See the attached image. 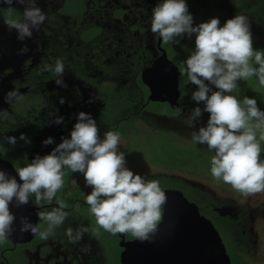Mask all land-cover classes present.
Here are the masks:
<instances>
[{
    "label": "flooded vegetation",
    "instance_id": "flooded-vegetation-1",
    "mask_svg": "<svg viewBox=\"0 0 264 264\" xmlns=\"http://www.w3.org/2000/svg\"><path fill=\"white\" fill-rule=\"evenodd\" d=\"M160 2L37 0L47 19L31 38L20 41L16 30H9L4 23L9 18L8 5L0 0V111L7 112L0 116V159L8 161L16 171L36 155L49 154L62 138H70L78 113H89L96 120L101 138L109 130L120 133V150L125 152L129 169L146 179L159 180L163 190L181 192L184 200L178 195H167L164 214L187 213L190 206L185 200L193 203L198 213L218 230L231 264L229 249H233L234 256L256 264L260 230H264V192L244 196L223 186L211 173L190 167V153L206 146L192 142L191 133L206 126L210 114L203 112L195 128L185 123L195 107H204L191 98L197 86L186 74L182 75L184 62L194 51L195 34L191 38L185 36L179 43L167 44L154 34L152 10ZM186 3L194 25L215 17L223 26L235 15L247 16L253 47L264 45V0ZM13 7V18L22 20L24 6L14 3ZM57 59L64 62L62 79L67 87L55 83L54 71L44 70L45 66L54 68ZM14 89L20 98L10 104L5 97ZM57 117L63 118L59 124L55 123ZM21 134L30 142L20 139ZM8 137H15L16 142L9 143ZM48 137L54 142L45 145L43 141ZM64 171V186L51 203L36 204L33 196L27 205L10 204L15 216L46 227L37 212L57 207V200L62 199L68 204L65 211L69 213L63 225L49 239L41 240L30 232L21 233L20 222H14L13 234L0 243V264L189 261L184 257L187 249L183 240L180 248L179 234L165 230L163 220L152 242L98 229L85 200L91 188L81 173L67 168ZM69 227L98 229L99 234L85 233L79 242L72 243L66 235Z\"/></svg>",
    "mask_w": 264,
    "mask_h": 264
},
{
    "label": "clouds",
    "instance_id": "clouds-1",
    "mask_svg": "<svg viewBox=\"0 0 264 264\" xmlns=\"http://www.w3.org/2000/svg\"><path fill=\"white\" fill-rule=\"evenodd\" d=\"M8 5L9 30H16L20 41L33 36L47 19V14L37 6V0H2ZM14 3L24 6L23 19L13 18ZM151 31L159 34L162 41L179 43L180 39L195 34L194 51L185 60L182 75L197 86L192 100L204 107H195L185 123L195 128V122L203 112L209 113L206 126L191 133L192 142L206 145L211 157V176L223 181L236 192L251 196L264 192V159L261 143L264 141V111L255 98L239 99L233 95L240 80L256 77L264 85V51L253 47L250 22L245 15H235L221 26L218 18L194 25L186 0H162L152 10ZM179 38V39H178ZM54 71L58 86L67 87L62 77L65 66L57 59ZM207 82V83H206ZM212 86L217 90L213 91ZM20 98L18 90L7 93L6 102L13 104ZM91 102V101H90ZM64 103V99H60ZM7 115L0 111V116ZM63 120L57 117L55 123ZM259 134V138H258ZM20 139L27 141L24 134ZM14 144L15 137H8ZM30 142V141H27ZM54 142L52 137L43 141ZM121 136L117 131H106L103 138L96 120L86 112H79L70 138H62L52 151L44 156L36 155L30 163L16 169L19 181L0 169V243L13 234L16 216L10 210L27 205L30 198L35 203H51L64 186L65 169L81 173L91 191L85 200L95 217L98 229L112 234H131L141 242H152L163 220L168 196L157 179H146L126 166L125 152L120 150ZM57 207L37 212L39 223H31L20 217L21 233L30 232L41 240H47L63 225L69 213L68 204L57 200ZM79 206L77 205V208ZM98 229L69 227L66 235L72 243L79 242L85 233L98 235Z\"/></svg>",
    "mask_w": 264,
    "mask_h": 264
},
{
    "label": "water",
    "instance_id": "water-1",
    "mask_svg": "<svg viewBox=\"0 0 264 264\" xmlns=\"http://www.w3.org/2000/svg\"><path fill=\"white\" fill-rule=\"evenodd\" d=\"M0 169L4 170L10 176L16 177L19 181L18 174L8 161L0 159ZM164 191L167 195L174 194L182 197L181 192L178 190ZM13 202H15V200ZM185 202L190 206L189 212H179L177 215H169L165 213L163 215L162 223V227H164L165 230L170 231L173 234H179L178 239H180L181 243L180 248L183 247V240V243L188 250L187 251L184 248L186 250L184 257L189 259L185 264H231L229 254L226 251L218 230L213 226L209 219L198 213V210L193 203L187 202L186 200ZM16 218L15 222H20V217L16 216Z\"/></svg>",
    "mask_w": 264,
    "mask_h": 264
},
{
    "label": "rangeland",
    "instance_id": "rangeland-1",
    "mask_svg": "<svg viewBox=\"0 0 264 264\" xmlns=\"http://www.w3.org/2000/svg\"><path fill=\"white\" fill-rule=\"evenodd\" d=\"M254 49L264 51V45H256L254 46ZM233 95H236L239 99H243V97L248 96L250 98H255L257 100L259 108L264 111V85H261L256 77H250L247 80H240L238 82V87ZM259 138V134H258ZM261 143V158L264 159V141H260ZM214 152H210L205 146L202 151L200 152H191L190 153V167L201 169L206 172H210L211 168V157L214 155ZM199 169V170H200ZM222 181V180H221ZM223 182V181H222ZM223 186L228 188L231 187L230 185H227L223 182ZM216 188H220L219 186H216ZM264 229V225H263ZM260 236H259V249H258V257L256 260V264H264V230H260ZM225 242V238H224ZM227 244V242H225ZM228 246V244H227ZM229 253L231 254V257H233V249H229ZM236 255V254H235ZM233 264V263H232Z\"/></svg>",
    "mask_w": 264,
    "mask_h": 264
},
{
    "label": "trees",
    "instance_id": "trees-1",
    "mask_svg": "<svg viewBox=\"0 0 264 264\" xmlns=\"http://www.w3.org/2000/svg\"><path fill=\"white\" fill-rule=\"evenodd\" d=\"M233 264H249L246 260H244L242 257L235 255L232 258Z\"/></svg>",
    "mask_w": 264,
    "mask_h": 264
}]
</instances>
